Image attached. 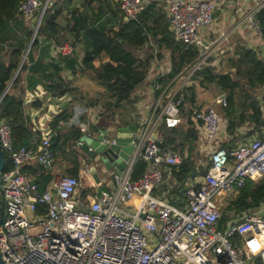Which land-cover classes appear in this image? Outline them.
I'll list each match as a JSON object with an SVG mask.
<instances>
[{
	"label": "built area",
	"instance_id": "1",
	"mask_svg": "<svg viewBox=\"0 0 264 264\" xmlns=\"http://www.w3.org/2000/svg\"><path fill=\"white\" fill-rule=\"evenodd\" d=\"M49 1L24 0L19 12L25 20L41 13L40 27ZM255 1L246 24L263 37L257 14L264 0ZM149 4L148 0H119L118 7L130 22L137 21ZM215 11L216 4L209 0L167 2L176 41L197 48L199 55L181 85L173 92H162L148 114L139 118L140 132L127 167L121 176L106 171V189L83 196L79 177L54 175L41 191L42 174L28 168L54 167L58 153L53 140L59 132L16 148L11 122L0 117V145L12 164L1 174L0 254L5 264H255L256 259L264 264L263 207L242 212L224 229L219 227L223 217L220 200L228 194L235 198L248 180H264V126L254 135L244 134L228 149L217 142L224 121L216 109L195 112L209 157L206 170L199 184L186 189L183 205L171 203L165 192L183 163V154L174 147L162 149L157 134L162 128L180 125L187 87L207 67L214 48L228 39L225 33L210 43L201 37V29L213 25ZM57 51L66 55L72 47L58 46ZM218 104L226 107L228 94L221 95ZM79 128L83 134L90 131L88 123ZM99 136L103 145L117 143L107 131ZM90 161L82 160L80 175L93 176L91 167L97 169V165ZM138 161L147 167L134 180Z\"/></svg>",
	"mask_w": 264,
	"mask_h": 264
},
{
	"label": "crops",
	"instance_id": "2",
	"mask_svg": "<svg viewBox=\"0 0 264 264\" xmlns=\"http://www.w3.org/2000/svg\"><path fill=\"white\" fill-rule=\"evenodd\" d=\"M55 1L58 8L62 9L61 16L57 21L59 31L55 37H50V39L39 38L38 47L34 49L32 62L29 63V66L33 65L35 68L22 74V83L12 92L20 97L24 103L27 126L31 133V145L36 142V137L47 135L53 131H58L62 141L68 142L65 154L63 156L60 154L57 157L52 168L55 175H64L73 168L76 155L84 156L79 145L83 136L98 138L100 132L107 131L109 134L112 129H115V135L112 137H116L117 129L120 127L137 124L140 128L139 118L148 114L153 101L158 97L157 93L161 94L165 90L169 92L176 90L181 85L183 75L187 74L186 70L192 64L188 65L167 87L162 88L160 81L169 76L164 74L166 70L172 71L173 55L170 49L160 47L153 41L147 42L141 48L133 50L140 67L146 69L147 78L120 107L115 108L113 107L115 99L111 97L104 83L100 80L102 71L100 69L94 72L89 71L83 64V36L77 37V22L73 18V14L75 11L84 12L91 20L93 19V13L100 9L101 24L105 28L118 29L121 19L114 16L119 12V7L115 6L117 0H98L93 4H90V0ZM148 1L157 3L167 15V2L169 0ZM209 1L216 4L215 21L211 27L201 29V37L205 42L210 43L225 33L228 39L214 48L213 56L207 67L214 68L216 72L224 68L226 71L223 74L232 73L233 70L229 67L228 62L230 59L235 58V53L239 48L252 49L257 52L260 59L264 60V38L246 24L247 15L255 7L257 1ZM63 45H70L72 47L71 53L66 55L59 53L57 47ZM38 62L40 65L36 64ZM192 86L194 85L188 87ZM218 88L220 87L218 86ZM62 91H65V94L62 95ZM214 91L210 90L201 94L195 88V102H191L189 100L191 91L187 90L186 103L181 113V123L176 128L178 130L173 131V128H162L157 134L160 143L168 138L177 139V149L180 150L178 148L180 146L187 154L191 150L193 162L194 156L207 159L205 164L201 162L197 165L194 164L188 181L187 179L183 182L179 181L177 175L180 168L175 173L172 185L165 188L166 196L173 204L183 205L186 189L199 184L208 164L209 157L206 151L203 127L201 123L194 120L195 112L213 107L221 115L224 123L217 141L219 145L225 146L232 140L237 141V136L242 138L246 133L254 135L256 132H261V128L254 130V123L246 122L238 127L236 137H232L227 129L228 120L223 110L224 107L218 104L221 95L228 93L222 89L220 93L218 91L214 93ZM105 94L109 96H105ZM102 96H105L104 99L110 97L111 101L109 100L110 102L107 104L102 103L100 101ZM255 96L264 105V86L256 91ZM63 113L70 114V119L60 129L55 130L52 123L56 117ZM81 123H88L90 131L87 134L80 133L79 135V125ZM114 123L118 126L113 125ZM106 127H110V129H106ZM195 138L196 140L192 142ZM83 143L85 144V142ZM85 156L83 158H86ZM97 172L99 173L100 183L98 184L92 176L95 186L82 187L83 191H96L106 188L104 182L106 175L100 174L98 166ZM79 178L81 182L82 175L79 174ZM227 223L221 224L220 220L219 227L224 229Z\"/></svg>",
	"mask_w": 264,
	"mask_h": 264
},
{
	"label": "trees",
	"instance_id": "3",
	"mask_svg": "<svg viewBox=\"0 0 264 264\" xmlns=\"http://www.w3.org/2000/svg\"><path fill=\"white\" fill-rule=\"evenodd\" d=\"M24 0H0V97H2L11 84V92L5 94L0 103V117L8 120L12 124L13 140L16 148L31 145V133L27 126L25 117L24 103L20 97H17L12 90L16 89L22 83V74L33 70V65L29 63L33 59V51L39 44V38L55 37L59 31L57 23L61 16L62 9L58 8L55 0H50L47 11L42 19L41 25L33 42L27 58L21 65L24 56L27 53L29 44L33 37V30L25 28L22 30V16L19 7ZM44 3L47 0H42ZM98 0H90V4ZM119 6V1L117 2ZM120 18L118 29L105 28L102 22L100 9L93 13V19L89 20L83 12L75 11L73 18L77 22V37L83 36L84 42V60L83 64L89 71L100 69L101 79L108 93L115 99L113 107L117 108L131 96L136 88L143 84L147 78L146 69L141 68L138 59L133 50L139 49L147 42L153 41L160 47H166L171 50L173 58V67L170 75L162 79L160 84L162 88L176 79L183 70L193 64L199 51L195 47H189L176 41L173 32L170 30L168 16L164 13L157 3H150L146 10L140 15L137 21L126 22L124 15L119 11L114 15ZM260 22L262 35L264 38V8L257 14ZM24 20V19H23ZM40 65V63H36ZM232 73L219 74L212 67H205L195 74L194 79H198L202 86L217 85L224 92L228 93V105L224 107V113L228 120V132L232 137H236L238 127L246 122L255 124L254 130L264 126V105L260 103L255 93L264 86V60L260 59L257 52L248 48H239L235 53V58L228 62ZM21 67V68H20ZM20 71L13 81L17 71ZM191 91L190 101L195 102V86L188 87ZM61 94H65L62 91ZM160 93H157L159 96ZM184 106L181 108L183 110ZM70 114L63 113L53 121V128L60 129L70 119ZM173 131L178 129L173 128ZM79 135L81 133L78 132ZM80 138V137H79ZM196 140L193 139L192 142ZM54 150L58 156H63L68 146L67 141H62L60 136L53 140ZM177 139H166L160 146L162 149L173 147L177 149ZM232 140L225 145L228 149L234 146ZM183 154V163L180 166L178 179L183 182L191 177L194 168L192 153L188 154L181 150ZM6 165L4 171L11 169L12 164L6 155ZM84 158L76 155L74 166L69 171L70 175L79 177V168ZM146 163L138 161L133 169L132 179H140L146 171ZM30 172H40L39 178L41 191L46 190L50 180L55 175L52 168L45 166H36L28 168ZM92 190L83 191L86 196ZM223 211L233 210L237 213L255 211L263 207L264 217V180H248L238 195L226 203ZM3 212V203L0 199V215ZM221 224L223 220L221 219ZM255 264H263L260 259L255 260Z\"/></svg>",
	"mask_w": 264,
	"mask_h": 264
},
{
	"label": "water",
	"instance_id": "4",
	"mask_svg": "<svg viewBox=\"0 0 264 264\" xmlns=\"http://www.w3.org/2000/svg\"><path fill=\"white\" fill-rule=\"evenodd\" d=\"M38 29L39 27L36 28L33 34V37L29 44V48L27 50L26 55L24 56V59L21 62V65L25 61L26 56L29 52V49L33 45ZM20 68L15 74L13 81L18 75ZM11 84L12 82L7 87L4 95L9 92ZM3 96L1 98H3ZM139 132H140V129L137 124H131L127 127L118 128L117 134H116L117 143L114 145H103L102 144L103 138L101 136H99L98 138H91L86 135L81 138V141L85 142V144L80 146V148L82 149L83 153L89 156V158L93 161H96L97 157H99L100 162L103 164L107 172L108 171L115 172V174H117L118 176H121L122 172L127 167V164L130 160L131 155L133 154V151L135 148L134 143L137 142V134ZM5 158H6L5 152L2 150L1 145H0V194L2 193L1 174L3 173L5 169V165H6ZM91 173L95 181L99 184L100 177H99V173L97 172V169L95 166L91 167ZM188 180L189 178H187V181ZM141 217L145 219L146 215L143 214ZM3 218H4V213L2 212L0 215V225L3 222ZM0 264H5L2 259L1 254H0Z\"/></svg>",
	"mask_w": 264,
	"mask_h": 264
},
{
	"label": "rangeland",
	"instance_id": "5",
	"mask_svg": "<svg viewBox=\"0 0 264 264\" xmlns=\"http://www.w3.org/2000/svg\"><path fill=\"white\" fill-rule=\"evenodd\" d=\"M119 0H117L116 1V3H115V6L117 7V2H118ZM50 2V1H49ZM40 17H41V13L40 14H38L36 17H34L32 20H23L22 19V23H23V27H22V30L24 31V29L25 28H30L31 30H33V33L35 32V30H36V28H37V26H38V24H39V21H40ZM226 71V69H221V70H219L217 73H219V74H223L224 72ZM184 77H186L187 76V74H184L183 75ZM193 85L195 86V88L201 93V94H203V93H206V92H208V91H210V90H212V91H218L219 93L221 92V89L220 88H218V86L217 85H209V86H202L200 83H199V80L198 79H194L193 80ZM205 89V90H204ZM215 91H214V93H215ZM9 92H11V88L9 89ZM211 93V92H210ZM212 95H213V93H211ZM105 96H109L108 94L106 95L105 94ZM105 96H102L101 98H100V101H102V103H109L111 100H110V97H108V98H106V99H108V100H106V99H104L105 98ZM110 100V101H109ZM112 110V109H111ZM113 125H116L115 123L113 124ZM116 126H118V125H116ZM106 129H110V127H106ZM180 133V132H179ZM115 135V129H112L110 132H109V136H114ZM238 138L236 139L237 141H239V140H241L242 138L240 137V136H237ZM236 142V141H235ZM180 150H184V149H182V148H180V146L178 147ZM82 153V152H81ZM82 155H84L85 156V154H83L82 153ZM83 156V157H84ZM86 157V156H85ZM89 164L91 163V161H90V158L89 157H86V158H84ZM206 161H207V159H205L204 157H201V156H198V157H195L194 156V164H198V163H203V164H205L206 163ZM82 164V163H81ZM95 164L98 166V171L100 172V174H102V175H106L107 174V172H106V170H105V167L103 166V164L100 162V160H99V157H97V160L95 161ZM64 175H70L69 173H65ZM82 181H81V186L82 187H94L95 186V183H94V181H93V178L91 177V176H88V175H82ZM259 181H262V180H259ZM83 189V188H82ZM106 189V188H105ZM234 198V196L232 195V194H228L227 196H225V197H223L221 200H220V202L223 204V209H224V207H226V203H228L229 202V200H231V199H233ZM240 218V215H239V213H237V212H235V211H231V210H228V208L227 209H225L224 211H223V217H222V220H223V223H227V222H229V221H233V220H237V219H239Z\"/></svg>",
	"mask_w": 264,
	"mask_h": 264
}]
</instances>
